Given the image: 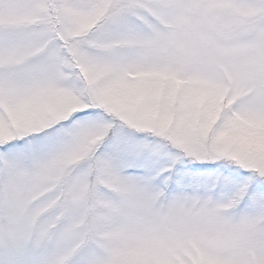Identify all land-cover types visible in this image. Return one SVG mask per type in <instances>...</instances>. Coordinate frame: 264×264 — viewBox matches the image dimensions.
Segmentation results:
<instances>
[{
    "label": "snow or ice",
    "instance_id": "snow-or-ice-1",
    "mask_svg": "<svg viewBox=\"0 0 264 264\" xmlns=\"http://www.w3.org/2000/svg\"><path fill=\"white\" fill-rule=\"evenodd\" d=\"M0 264H264V0H0Z\"/></svg>",
    "mask_w": 264,
    "mask_h": 264
}]
</instances>
